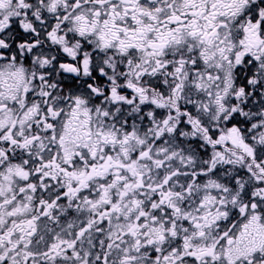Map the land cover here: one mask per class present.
Wrapping results in <instances>:
<instances>
[{"label":"snow or ice","instance_id":"1","mask_svg":"<svg viewBox=\"0 0 264 264\" xmlns=\"http://www.w3.org/2000/svg\"><path fill=\"white\" fill-rule=\"evenodd\" d=\"M0 264H264V0H0Z\"/></svg>","mask_w":264,"mask_h":264}]
</instances>
